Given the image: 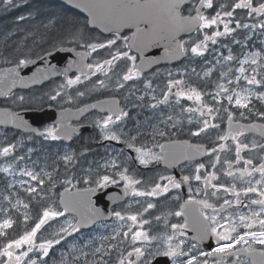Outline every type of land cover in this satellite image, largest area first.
<instances>
[{
  "label": "snow or ice",
  "instance_id": "1",
  "mask_svg": "<svg viewBox=\"0 0 264 264\" xmlns=\"http://www.w3.org/2000/svg\"><path fill=\"white\" fill-rule=\"evenodd\" d=\"M5 6L13 5V0H2ZM186 0H81L78 7L85 8L91 19L87 23H100L104 30L111 34V38L99 40L97 38L87 37L84 30L75 23L71 24L66 33L67 41L74 45L71 49H84L83 52H77L79 60L70 61L68 68H65L63 75L65 81L58 84L47 94L49 101L55 102L59 99L66 103L73 102L79 97H84L89 91H100L109 89L119 92L126 88L129 82H133V87L128 89L129 95H135V82L144 77L145 64H152L156 61L143 59L144 51L149 47H155L161 43L165 45L167 55H192L202 57L209 51V43L216 45L220 43V38H230L232 43L239 44L235 36L238 30H247L250 33L259 31L264 34V2L256 3L255 0H187V15L182 14V6ZM211 10V11H209ZM237 10H247L246 16L241 17ZM247 18H253L255 22H246ZM18 19L24 20V16ZM52 23V21H49ZM131 25L135 28L131 36L121 34V28ZM143 25V26H142ZM222 26V30H221ZM180 32H195V38L189 41H177V34ZM210 33V34H209ZM251 39L245 37V41ZM60 43H64L61 40ZM227 48V44H222ZM135 49L141 59L138 64L137 56L132 55ZM103 51L107 58H100ZM216 51V49H213ZM229 54L222 56V59L231 62L236 59L232 51L228 49ZM96 54V59L91 63H85L84 58ZM48 55L38 56L43 61ZM29 52H20L15 57L14 67L0 72V95L11 97L13 105L21 108L32 107V98H26L24 95L12 93V87L17 83H25V78L20 76L19 70L29 64H34ZM264 50L250 52L245 55L238 68L239 75L232 73L231 69L221 72V80L226 83H218L215 93H204L196 86L188 83L185 79L172 78V73H168L166 90L162 89L158 98L156 89L153 87L150 79L144 80L143 94L136 97L138 101H144L149 96L153 103L148 107L157 109L162 104H168L172 97L177 101L186 96L188 100L197 102L198 107L181 108V113L187 112L194 114L200 113L199 118L195 120V130L189 129L190 136L200 137L206 134L210 129L219 128L218 124L211 123L206 117L215 118V115L221 111V107L210 106L203 102V97L211 96V104L216 105L221 97L226 98L229 104L236 108L252 111L253 98L264 101V91H255L256 86L264 88ZM6 63H12L5 59ZM123 63V68L120 64ZM216 63H220L218 59ZM245 64H250L251 74H246ZM76 66L79 75L74 78L68 76L69 68ZM193 71H195L193 69ZM55 67L49 65L47 68L37 69L30 79L36 82L48 73H55ZM101 74L103 78L97 76ZM211 74V69L204 73L207 77ZM234 75L235 84L228 76ZM93 77H96L93 81ZM259 77V78H258ZM246 81L242 90L240 81ZM87 82L91 88L85 87L84 91H76L73 97L67 90L74 85H84ZM175 89V91H174ZM66 98V99H65ZM108 104L107 115L99 116L95 121V126L100 130L101 138L108 141H118L124 143L128 149L135 152L134 157L121 159L123 153L110 155L97 163L95 169L91 166L85 170V175L77 177L67 176L72 171L83 152L78 153L75 150H65L63 154L58 155L52 171L21 169L24 176L35 182V186L28 184L24 191L29 196V202L22 199H16L12 202L10 195L4 196V201L9 205L8 208H0L3 218H0V264H47L44 257H48L50 250L59 245L66 237L73 233H79L81 228L88 223H97L103 216L100 209L92 203V194L109 185H119L123 182L124 194L131 193L134 197L144 198L141 203L139 199L134 200L138 210L131 212L132 205L126 209L112 211L110 216L115 217L116 226L107 235L94 238L78 250L73 249L68 253V259L62 257L61 264H151L149 256L164 255L171 258L172 264H209L211 257L215 264H227L230 258H234L231 264H242L239 259L241 254H249L253 259V264H264V155L257 157L251 156L243 159L242 151L247 149L250 152L264 153V144L252 141L243 143L240 137L244 135L249 128L254 125H237L232 127L233 113L227 108L223 111L228 113L230 122L229 131L224 135L217 136V141H225L231 138L235 142V163L243 159L244 167L234 168L232 160L221 159V152L230 151L228 145L216 143L214 146L205 144H190L187 141L168 140L165 143L157 142L156 138H164L170 134L169 128L175 129L177 121L173 115H164L157 124L150 125L151 146L148 142L139 143L138 137L142 134L137 131L136 135L126 136L122 129L117 131L119 124H122L126 118H129V112L120 107L119 103L113 98L110 101H97L92 105H84L83 109H77L82 112L87 108H102ZM67 110L61 112L62 117L66 115ZM9 118V122L15 123L17 127L30 128L31 132L43 137L44 140H60L62 136L67 135L68 131H75L66 120L62 119L55 124L46 126L42 131L32 128L27 120H24L18 113L4 109L2 113ZM240 116H244L241 111ZM260 117H264V111H258ZM189 124H193L190 116ZM163 126V127H161ZM262 137H264V126H260ZM29 140L32 136L28 137ZM22 143V142H20ZM17 148L16 143L8 142L0 147V156H9ZM159 149V151H156ZM179 149V151H178ZM31 153L32 149L28 150ZM88 151V149H84ZM208 155V161L197 162V156ZM13 159L23 161L24 156L13 157ZM137 162L144 167L153 162L164 161L172 165L178 163L180 159L191 165L189 174L177 176L169 174L151 178L145 181L137 178L135 172H132L128 166V160ZM64 168L66 179L62 182L63 192L59 193V202L51 200L50 190L56 187V176L58 169ZM219 166V167H218ZM226 166V167H225ZM11 165L0 169L5 173L10 172ZM255 174L259 179H255ZM221 176L226 179L221 180ZM75 181V183H73ZM94 184L95 188H79L77 184ZM196 182L197 187L193 189L192 184ZM238 182L240 186L238 187ZM27 182L21 181V186ZM50 186L45 190V185ZM67 185V186H64ZM184 185H188V198L179 204V211L161 213L155 217L145 218V214L151 216L150 210L157 207V202L152 198H164L165 194L170 195L172 190H180ZM9 188L13 185H9ZM223 193V195H221ZM229 194L232 198H228ZM251 194L256 198L248 199ZM200 198L197 199L196 197ZM121 197L119 194H112L111 199L117 200ZM179 195L173 197L179 200ZM33 199L39 202L35 216L30 214V203ZM51 200V202H47ZM222 201V202H221ZM257 206V207H253ZM87 207V211H82ZM21 208L23 211L22 231L16 235H11L9 230L13 229L15 221L11 216L10 210H16L19 214ZM247 208V213L240 209ZM190 209L194 211V231L196 235L188 239L187 229L189 228ZM184 217L183 223H169L168 217ZM152 220L156 222L163 221L165 231L157 235L150 233ZM148 226V227H146ZM49 235L44 236L43 232L49 230ZM214 238L215 245L209 246L208 251L198 247V244L206 239ZM195 241V242H193ZM155 242V251L153 243ZM254 245L262 246L259 250ZM161 246L164 251L161 252ZM88 248L89 251H85ZM259 259H256V258Z\"/></svg>",
  "mask_w": 264,
  "mask_h": 264
},
{
  "label": "flooded vegetation",
  "instance_id": "2",
  "mask_svg": "<svg viewBox=\"0 0 264 264\" xmlns=\"http://www.w3.org/2000/svg\"><path fill=\"white\" fill-rule=\"evenodd\" d=\"M75 4L73 7L63 3L61 0H23V4H13L15 6L9 5L5 6L0 4V69L12 68L14 67L15 57L20 52H29L31 50L30 58L35 61L39 60L38 56H44L45 52H50L58 47L67 46L73 48L74 45L69 43L66 38V33L69 30L71 24L75 23L79 28L84 30L87 37L97 38L99 40H104L106 38H111V34L104 30L103 25L100 23L90 24L87 23L91 19L88 11L83 7H78L77 5L81 0H74ZM256 3L264 2V0H255ZM190 4L182 6L184 15H187V7ZM211 11V10H209ZM247 10H237V14L241 17H245ZM20 16H24V20L18 19ZM52 21V23H49ZM246 22H255L253 18H247ZM143 26V25H142ZM222 30V26H221ZM58 31V32H57ZM135 28L131 25L121 28V34L125 36H131ZM56 32V33H55ZM210 34V33H209ZM196 33H185L178 36V41H189L196 37ZM250 36L251 39L245 41V37ZM236 40L240 41L239 44L232 43L230 38H220V43L212 45L209 43V51H207L204 56H192L181 55L177 60H171L173 56L167 55L165 53V45L163 43L155 46L149 47L144 51L143 59L155 60V63L145 64L144 67V77L139 81L135 82V95H129L128 89L133 87V82H129L126 88L122 91L116 92L109 89H103L100 91H89L84 97H79L73 102L66 103L64 100L58 98L57 101L52 102L47 99V94L50 90L55 88L58 84L65 81V76L63 72L56 76L50 77L40 83L31 84L28 83V76L32 74V64L21 68L19 70L20 76L25 78V83L22 86L12 87V93L16 95H24L26 98H32V107L21 108L20 106L13 105L11 103V97L1 95L0 96V110L9 109L10 111L19 110H34L45 112L44 120H38L36 128L42 131L46 126L55 124L57 121L62 119L71 125L75 131L69 130L67 135L61 137L60 140H44L43 137L32 133L31 131H23L17 128H11V126L0 125V147L6 145V143H16L17 148L14 153H10L9 156H0V169L8 167L9 165L14 166V168L19 167L27 168L29 170L40 171L44 169L45 171H52L54 162L58 155L63 154L65 150H75L78 153L83 152L80 157L76 167L67 173L68 177L75 175L77 177H82L85 175V170L90 166L95 169L97 163H102L110 155H121V159H127L129 157H134L135 152L128 149L124 143L118 141H108L101 138L100 130L95 126L94 121L102 115H107L108 104H105L102 108H87L82 112H77V109H83L84 105H92L97 101H110L113 98L119 103L120 107L125 108L129 112V118H126L122 124H119L120 129L126 134V136L136 135L139 131L142 135L138 137L139 143L148 142L151 146V132L152 129L150 125L157 124L158 120L161 118V113L164 115H173L177 121V127L175 129L169 128L170 134L164 138L157 137L156 140L159 143H165L166 141H187L190 144H205L206 146H214L216 143H223L228 145L231 149L230 151L221 152V159L232 160L234 162V168L244 167L243 159H248L251 156L257 157L258 162L259 155H264V153L250 152L247 149L242 151L241 156L243 159L238 163H235V142L229 138L225 141H217V136L224 135L229 131L230 122L228 120V113L223 111V108H227L233 113L232 127L235 129L237 125H254L240 137L241 142L250 143L255 141L257 143L264 144V137L261 135L260 126H264V117H260L257 113L258 111H264V101H259L253 98L252 111L249 112L244 109L236 108L233 104H229L226 98L221 97L220 102L216 105L211 104V96L206 95L203 97V102L208 103L210 106L221 107V111L215 115V118L206 117L211 123L218 124L219 128L210 129L206 134H202L200 137H193L189 134V129L195 130V120L199 118L200 113L196 112L190 114L187 112L181 113V108H197V102L193 100H188L186 96L179 98V101L175 97H172L168 104H162L157 109H152L148 107V104L153 103L149 96L145 97L144 101H138L136 97L143 94L144 80L150 79L152 81L153 87L156 89V95L160 97V92L162 89L166 90L167 80L169 79L168 73H172V78L175 79H185L188 83L196 86L199 90L204 93H215L217 91L216 85L218 83H226V81L221 80L220 73L232 70V73L239 75L237 67L240 66L239 61L246 55V51L252 49L254 46L262 48L264 42V34L259 31L256 33H250L247 30H238L235 36ZM64 40V43H60ZM222 44H227L228 47H222ZM231 49L232 55L236 58L231 62L224 61L222 56H227L229 54L228 49ZM216 49V51H213ZM257 49V48H256ZM76 52H83L84 49L76 48ZM132 55L137 56V63L141 62V57L139 53L133 49ZM222 54V56H221ZM175 57V56H174ZM78 60L80 59L77 57ZM100 58H107L105 53L101 51ZM5 59L11 60L12 63H6ZM96 59V54L93 56L85 57V63H91ZM166 59H169L166 61ZM220 63H216L217 60ZM264 63V61H262ZM120 68H123V63L120 64ZM193 69L195 71H193ZM211 69V74L207 77L204 73ZM250 72V71H249ZM78 68L68 71L69 77H75L79 75ZM247 74V73H246ZM251 74V73H250ZM249 75V74H248ZM97 76L103 78L101 74L97 73ZM96 77H93V81ZM259 78V77H258ZM228 79L233 81L235 84L234 75L230 74ZM241 88L237 91L242 90L246 85V81L243 79L240 81ZM85 87L91 88V85L87 82L84 85H74L67 91L73 96H76V91H84ZM255 91H264V88L256 86ZM175 91V89H174ZM66 99V98H65ZM67 110L66 115L62 117L61 112ZM244 111V116H240V112ZM192 117L193 124L188 123L189 117ZM163 127V126H161ZM29 136L32 139L29 140ZM22 142V143H20ZM29 149H32L29 153ZM88 149V151H84ZM159 151V149H156ZM179 151V149H178ZM24 156L25 160L19 161L13 159V157ZM208 155L197 156V162L208 161ZM128 166L132 172H135L137 178H142L145 181H149L151 178L163 175H175L177 178L181 174H189V169L191 165L180 159L178 163L172 165L166 164L164 161L153 162L147 167L139 165L137 162H133L131 159L128 160ZM21 167V168H20ZM219 167V166H218ZM226 167V166H225ZM18 170V169H17ZM11 172V169H10ZM59 174L56 176V187L50 190L51 200L59 202V193L63 192L64 187L62 182L66 179L64 168L58 169ZM1 180L3 183V189L8 191L9 176L11 174L0 171ZM8 174V175H4ZM30 179V178H29ZM226 178L221 176V180L224 181ZM255 179H259V175L255 174ZM32 185L35 186V182L31 181ZM75 183V181H73ZM67 186V185H64ZM240 186L238 182V187ZM47 191L50 186L47 184L45 186ZM79 188H95L94 184H77ZM193 189L197 187L196 182L192 184ZM119 194L120 199H111L112 194ZM179 195L181 198L179 200L173 199V197ZM223 195V193H221ZM93 205L100 209L103 216L97 223H91L87 227H82L79 233H73L72 235H80V233L91 232L94 236L96 232L99 234L107 235L116 226L115 217L110 216L109 213L112 211H119L121 209H126L128 205H132L130 211L135 212L138 210V206L134 203V200L139 199L141 203L144 202L142 197H134L131 193L128 195L124 194L123 182L119 185H109L108 188L101 189L92 194ZM188 198V185H184L180 190H172L171 194H165L164 198L156 197L152 198L153 202H157V207L150 210L151 216L145 214V218L155 217L161 215V213H169L179 211V204L183 203ZM197 199L200 197L197 196ZM228 198H232L229 194ZM256 195L251 194L247 200L244 201L245 204L248 200L255 199ZM48 200L47 202H51ZM29 202V196L28 200ZM222 202V201H221ZM2 201L0 200V204ZM43 203V202H39ZM39 203L36 199H33L30 203V214L32 216L36 215ZM254 208L257 206H253ZM82 211H87V207H84ZM194 211L190 209L189 217V228L187 229L188 239L191 240L192 237L196 235L194 231ZM241 212L247 213L248 209H240ZM169 223H183L184 217L169 216ZM148 227V226H146ZM165 231L164 222H156L152 220V225L150 228V233L152 235H157ZM98 234V235H99ZM195 242V241H193ZM215 245L214 238H209L198 244V247L205 251L210 250L209 246ZM258 250L262 247L260 245H254ZM153 251H155V242L153 243ZM164 251L163 246H161V252ZM148 259L152 262L155 260L157 264H172L171 258L164 255H154L149 256ZM209 264H215V261L209 257ZM234 258H230L227 264H231ZM242 264H253V257L249 254L242 253L240 258ZM256 259H259L258 257Z\"/></svg>",
  "mask_w": 264,
  "mask_h": 264
},
{
  "label": "rangeland",
  "instance_id": "3",
  "mask_svg": "<svg viewBox=\"0 0 264 264\" xmlns=\"http://www.w3.org/2000/svg\"><path fill=\"white\" fill-rule=\"evenodd\" d=\"M23 1V0H22ZM262 48H259L258 46H254L252 49H249L246 51V54L250 52H255V51H261L264 50V42L262 44ZM257 48V49H256ZM245 56L241 60H243ZM262 62V61H261ZM245 68L247 69V74L250 75L251 73V66L250 64H245ZM240 67V66H239ZM237 67V70L238 68ZM250 71V72H249ZM12 166V165H11ZM21 168V167H20ZM18 169V170H17ZM25 169V168H21ZM21 169L19 167L14 168V166L11 167V176H9V185H13V187L9 188L8 191L5 189V192L1 193V201L2 203L0 204V208H8L9 205L7 204L6 201H4V196L10 195L12 197V202L15 203L16 199H22L27 203L28 200V194L24 191V188L27 187L28 184H32L31 180L29 177L24 176L21 172ZM8 175V174H7ZM21 181L27 182L24 184V186H21ZM23 209L21 208L20 213L18 214L16 210H10L11 216L13 220L15 221V225H19L22 231V219H23ZM0 218H3V213H0ZM20 230V229H19ZM14 232L13 230L10 232L11 235H16L20 232H16L15 234L12 233ZM50 232L49 230H45L43 232L44 236H48ZM95 236L90 232L87 233H80V235H72L70 237H66L65 240L61 241L59 245L54 246L52 250H50L49 256L44 257V259L47 261V264H61V259L62 257L64 259H68V253L71 252L73 249H76V254H78V250L81 249L84 245L88 244L89 241L93 240L94 238L98 239L100 236H103V233L99 234V232L94 233ZM99 234V235H98ZM85 251H89L88 248H84ZM70 264V261H69Z\"/></svg>",
  "mask_w": 264,
  "mask_h": 264
},
{
  "label": "water",
  "instance_id": "4",
  "mask_svg": "<svg viewBox=\"0 0 264 264\" xmlns=\"http://www.w3.org/2000/svg\"><path fill=\"white\" fill-rule=\"evenodd\" d=\"M63 1V3L73 7L75 2L74 0H61ZM185 33H189V32H180L177 34L176 39L178 38V36L180 34H185ZM178 41V39H177ZM71 47H67V46H62V47H58L57 49L47 52L48 55L45 57V59L43 61L39 60H35V63L32 64V74L31 76H28V78H31L33 76V73H35L37 71V69H43V68H47L49 65L55 67L56 72L55 73H48L45 76H43L42 78H38L36 82H32L30 79H28V83L31 84H35V83H40L43 80H46L50 77L56 76L59 73L63 72L65 68H68L69 62L70 61H74V60H78L77 55H76V51H72ZM181 55H176L175 57L173 56L172 58H170L172 61L173 60H177ZM169 59H166V61H168ZM28 65V69H29ZM76 66H73L71 68H69L68 71H72L74 69H76ZM8 69V68H5ZM5 69H0V72H3ZM10 69V68H9ZM22 83H17L15 86H22ZM1 96V95H0ZM3 110H0V113H2ZM13 112V111H11ZM15 113H18L24 120H27L29 125L32 128H36V125L38 124V120H44L45 119V112L43 110L40 111H34V110H19V111H14ZM0 125H8L11 127H16L19 128L23 131H31L30 128H23V127H17V125L15 123L9 122V118L5 117L4 115L0 114ZM102 218V217H101ZM91 224V223H88ZM88 224L84 225V227H87ZM152 264H157V262H153Z\"/></svg>",
  "mask_w": 264,
  "mask_h": 264
},
{
  "label": "trees",
  "instance_id": "5",
  "mask_svg": "<svg viewBox=\"0 0 264 264\" xmlns=\"http://www.w3.org/2000/svg\"><path fill=\"white\" fill-rule=\"evenodd\" d=\"M2 3V2H1ZM58 32V31H57ZM56 33V32H55ZM1 174H0V180H1ZM3 192V183H0V199H1V193ZM20 229V230H19ZM14 232H21V228L19 225H15L13 226V229H12ZM12 230H9L10 232Z\"/></svg>",
  "mask_w": 264,
  "mask_h": 264
}]
</instances>
